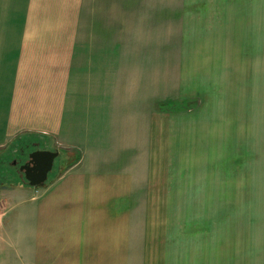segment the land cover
<instances>
[{
  "label": "crops",
  "instance_id": "0c3cea01",
  "mask_svg": "<svg viewBox=\"0 0 264 264\" xmlns=\"http://www.w3.org/2000/svg\"><path fill=\"white\" fill-rule=\"evenodd\" d=\"M0 210V264H264V0H0Z\"/></svg>",
  "mask_w": 264,
  "mask_h": 264
},
{
  "label": "water",
  "instance_id": "95a60500",
  "mask_svg": "<svg viewBox=\"0 0 264 264\" xmlns=\"http://www.w3.org/2000/svg\"><path fill=\"white\" fill-rule=\"evenodd\" d=\"M60 151L36 150L29 155V160L20 168L25 174L29 185L42 187L47 183L49 173L55 167L56 158Z\"/></svg>",
  "mask_w": 264,
  "mask_h": 264
},
{
  "label": "rangeland",
  "instance_id": "374dc122",
  "mask_svg": "<svg viewBox=\"0 0 264 264\" xmlns=\"http://www.w3.org/2000/svg\"><path fill=\"white\" fill-rule=\"evenodd\" d=\"M177 73V72H176ZM187 103V102H186ZM188 104V103H187ZM187 104H184L183 102L181 103L180 102V100H172V101H169V102H167L166 104H165V106H161V103H159L158 104V107H159V110L160 109H163V110H165V111H168V112H177V111H181L182 110V108L186 105V107H187ZM60 151V150H59ZM28 153H29V150H26V154L28 155ZM30 153H32V152H30ZM29 153V154H30ZM67 153H68V151L67 150H61L60 151V155L56 158V161H55V167H54V169H53V171H51L50 173H49V177H48V180H47V183L50 181V180H52V178H53V176L55 175V172L57 171L58 172V170H60V172H62V171H64L67 167H68V165L70 164V163H75V161L76 160H78V154H76L75 153V151H73V157H71V158H67L66 157V155H67ZM26 154H24V156H18V157H14L15 159L14 160H10V162L9 163H12V162H14V161H16V163H17V159L16 158H18V160L19 161H21V165H20V168H21V166L23 165L22 164V162L24 161V157L26 156ZM63 165H65L66 166V168L65 167H62ZM16 165H14V166H11V168H12V170L14 169V167H15ZM62 168V169H61ZM65 168V169H64ZM20 170V169H19ZM17 172V171H16ZM1 211V210H0Z\"/></svg>",
  "mask_w": 264,
  "mask_h": 264
},
{
  "label": "built area",
  "instance_id": "2783aa9c",
  "mask_svg": "<svg viewBox=\"0 0 264 264\" xmlns=\"http://www.w3.org/2000/svg\"><path fill=\"white\" fill-rule=\"evenodd\" d=\"M2 224H3V219H2V213L0 211V227L2 226Z\"/></svg>",
  "mask_w": 264,
  "mask_h": 264
},
{
  "label": "trees",
  "instance_id": "16d2710c",
  "mask_svg": "<svg viewBox=\"0 0 264 264\" xmlns=\"http://www.w3.org/2000/svg\"><path fill=\"white\" fill-rule=\"evenodd\" d=\"M71 156H72V155H70V156H69V154H68V153H67V155H66V157H67V158H71ZM62 167H65V168H66V166H65V165H63ZM65 168H64V169H65ZM61 169H62V168H61Z\"/></svg>",
  "mask_w": 264,
  "mask_h": 264
},
{
  "label": "flooded vegetation",
  "instance_id": "af4514ba",
  "mask_svg": "<svg viewBox=\"0 0 264 264\" xmlns=\"http://www.w3.org/2000/svg\"><path fill=\"white\" fill-rule=\"evenodd\" d=\"M28 160H29V158L26 160V162H27ZM26 162H25V163H26ZM25 163H23V164H25Z\"/></svg>",
  "mask_w": 264,
  "mask_h": 264
}]
</instances>
